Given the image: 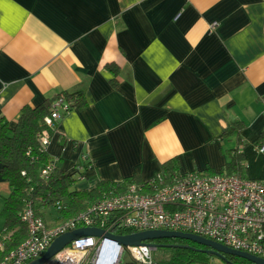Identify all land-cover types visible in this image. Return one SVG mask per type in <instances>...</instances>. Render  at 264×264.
Wrapping results in <instances>:
<instances>
[{
    "label": "crops",
    "instance_id": "crops-1",
    "mask_svg": "<svg viewBox=\"0 0 264 264\" xmlns=\"http://www.w3.org/2000/svg\"><path fill=\"white\" fill-rule=\"evenodd\" d=\"M77 91L45 151L80 187L217 173L233 122L264 143V0H0V121Z\"/></svg>",
    "mask_w": 264,
    "mask_h": 264
},
{
    "label": "built area",
    "instance_id": "built-area-1",
    "mask_svg": "<svg viewBox=\"0 0 264 264\" xmlns=\"http://www.w3.org/2000/svg\"><path fill=\"white\" fill-rule=\"evenodd\" d=\"M60 110L67 112L55 103L50 116L45 118L50 129L60 118ZM36 138L45 148L48 132L43 130ZM256 150L264 156V143ZM57 167V161L51 160L41 175L47 179ZM182 175L158 188L156 182L162 181L161 172L147 185L130 182L119 192L102 197L60 223L46 222L27 204L20 214L27 237L5 254L0 264L36 260L57 237L80 228L99 229L102 236L79 237L44 264H160L152 258L155 248L149 242L124 246L107 235L156 230L192 234L264 258V183L218 173ZM2 242L0 239V248Z\"/></svg>",
    "mask_w": 264,
    "mask_h": 264
},
{
    "label": "trees",
    "instance_id": "trees-1",
    "mask_svg": "<svg viewBox=\"0 0 264 264\" xmlns=\"http://www.w3.org/2000/svg\"><path fill=\"white\" fill-rule=\"evenodd\" d=\"M106 68L110 72H115L114 65H107ZM55 103L64 106L67 112L74 108L83 109L86 106L81 91L64 92L53 99L44 100L37 106L22 107L13 127H10L6 121H0V176L8 182L10 189L8 196L3 199V206L0 210V217L3 221L0 260L27 237L26 226L20 219V214L27 204L44 220L45 213H48L49 216L55 214L52 221L60 223L73 218L102 197L119 192L125 184L134 182L147 185L146 182L131 179L119 184L96 181L91 187L82 188L78 182L87 166H79L81 168L68 175L57 167L45 179L41 175V171L52 159L36 136L43 130L49 134L52 133V130L45 124V118L50 116ZM241 130L242 125L235 121L232 123V128L219 137L225 147L223 152L227 159L220 171L217 172L220 175H237L245 178L243 175L244 154L239 146L244 148L246 144L240 136ZM230 141H234L235 146L226 147L225 144ZM195 173L214 174L215 172L207 169ZM181 176L183 175L179 173L175 160L165 162L161 169L162 181L156 182L157 188L170 183L173 178ZM58 206L59 209H55ZM123 233L132 234L133 231L121 232V234ZM151 242L159 245L158 248L165 252V259L158 261L160 264H249L241 258L229 255H225V259L217 258L203 252L205 247L187 240L166 238ZM185 245L190 248L177 247Z\"/></svg>",
    "mask_w": 264,
    "mask_h": 264
},
{
    "label": "water",
    "instance_id": "water-1",
    "mask_svg": "<svg viewBox=\"0 0 264 264\" xmlns=\"http://www.w3.org/2000/svg\"><path fill=\"white\" fill-rule=\"evenodd\" d=\"M109 237L115 238L121 245L124 246H139L146 242H149L152 247L155 249L158 248L159 245L153 244L151 241L158 240V239H166V238H177L182 240L191 241L195 244L201 245L205 247L203 252L213 255L220 259H225V255L234 256L241 258L248 262L249 264H264V258H259L245 252L236 251L225 247L221 244H218L212 240L202 238L199 236H195L192 234L187 233H180V232H171V231H163V230H156V231H142L136 232L133 234H127L123 236H114L111 234H107ZM82 236H95L100 237L102 236V231L95 228H80L74 230L69 233H65L59 237H57L48 247L46 252L38 259L33 260L27 264H44L49 258L55 255L58 251H60L63 247L71 243L72 241L78 239ZM179 248H190V246H177Z\"/></svg>",
    "mask_w": 264,
    "mask_h": 264
},
{
    "label": "rangeland",
    "instance_id": "rangeland-1",
    "mask_svg": "<svg viewBox=\"0 0 264 264\" xmlns=\"http://www.w3.org/2000/svg\"><path fill=\"white\" fill-rule=\"evenodd\" d=\"M226 147L235 146L234 142H229L225 144ZM256 150V147H255ZM252 147L248 148L243 157V164H244V171L243 175L245 178L249 180L259 181L264 183V156L256 152ZM80 185V184H79ZM1 200H0V210H1ZM53 215V214H52ZM55 217L49 216L48 213L44 214V218L47 222H51L52 219ZM3 229V221L0 217V239H1V232ZM152 258L155 261H161L165 259V252L161 248H156L155 252L152 254Z\"/></svg>",
    "mask_w": 264,
    "mask_h": 264
}]
</instances>
